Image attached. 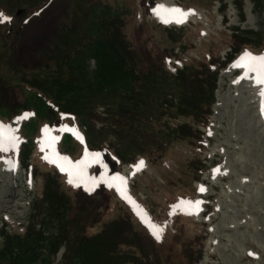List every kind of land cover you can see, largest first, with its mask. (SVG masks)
Wrapping results in <instances>:
<instances>
[{
  "label": "rangeland",
  "instance_id": "1",
  "mask_svg": "<svg viewBox=\"0 0 264 264\" xmlns=\"http://www.w3.org/2000/svg\"><path fill=\"white\" fill-rule=\"evenodd\" d=\"M46 1L0 0V12L12 17L10 25L15 24L10 31L9 23L0 20V120L19 109L27 111L34 104L36 113H40L22 114L27 117L29 134L37 129L36 143L24 154L28 155L26 166L23 154L18 155L19 145L26 140L20 134L25 136V132L19 134L17 125L10 129L18 138L17 146L0 150V264H78L76 241H64L55 249L54 235L65 228L70 233L73 226L82 223L83 215L77 217V211L89 208L90 194L105 184L102 163H97V171L91 164L85 169V183L78 184V200L66 195L69 175L59 173L55 163L44 157L55 159L53 153L57 152L71 162L80 160L87 149L86 137L74 117L62 122L58 119L56 125L46 122L44 103L29 85L51 81L65 49H76L61 37L62 27L72 23L73 8L79 5L87 11L94 7L99 11L102 2L112 5L121 17L123 30L131 34L142 59L154 50L159 53L166 49L178 51L179 68L185 62L209 64L213 59L218 67V62L235 55L233 37L254 45L241 48L235 61L217 71L214 82L203 78L208 85L202 91L198 84L191 86L199 96L209 95L214 89L209 124L197 126L202 141L173 142L153 160L145 157L143 166L134 167L138 163L129 162L120 165L119 172L125 173L131 184L120 192L133 204L130 211L135 220L124 223L125 238L118 242L112 224L128 214L118 205L102 218L94 210L93 219L100 224L86 235L92 236L104 227L108 230L103 235L105 241L82 244L83 254L93 264H264V126L257 111L262 85L254 87V73L235 66L246 51L264 55V0H53L31 17L30 13ZM157 4L192 10L188 15L193 19L164 23L152 11ZM18 10L22 12L18 14ZM21 23L23 26H19ZM172 38L179 42L172 43ZM79 60L89 73L95 70V59ZM174 63L165 61L172 70ZM168 99H172L169 103L177 102L176 96L169 95ZM96 114L100 119L94 121L95 128H102V105ZM163 121L171 131L183 123L193 125L191 118L182 115H167ZM63 130L73 132L70 141L48 147V137ZM108 139L112 140L111 136ZM108 139L103 144L109 145ZM87 151L102 153L99 149ZM202 163L207 169L198 176L195 169ZM56 185L68 204L63 199L56 205L58 210H53L50 202L41 203V199ZM201 186L204 191L199 190ZM188 201L201 203L189 207ZM149 224L162 228L161 239L155 238ZM113 241L117 242L115 249L109 248Z\"/></svg>",
  "mask_w": 264,
  "mask_h": 264
},
{
  "label": "trees",
  "instance_id": "2",
  "mask_svg": "<svg viewBox=\"0 0 264 264\" xmlns=\"http://www.w3.org/2000/svg\"><path fill=\"white\" fill-rule=\"evenodd\" d=\"M100 6L99 11L94 10L95 7L87 11L79 5L73 8L72 23L62 27L61 37L66 43L75 44L76 49L69 47L65 49L63 52L65 56L57 62L56 72L52 75L51 81L29 85L35 96L44 103L46 110L44 118L46 117V122L50 125H56L55 121L58 119L62 122L65 118L74 117L79 121L87 145L95 151L100 150L108 137L111 136L113 140L108 139L109 147L105 153L99 151L100 158L102 157V181L105 184L92 191L89 208L77 211V217L83 215L82 223L77 224V227L73 226L70 233L65 228L64 231H59L56 237L54 235L55 249L64 241H70L72 238L74 244L76 241V251L79 253L76 254L75 260L78 264H93L89 257L83 254L82 244H92L98 239L103 241V235L108 230L104 227L92 236L86 235L92 232L94 225L100 224L99 220L93 219L94 210L100 213L102 218L107 210H112L118 205L121 211L128 214L112 224L118 232V242L122 241V236L125 238L124 223L131 224L135 220L130 211L132 204L130 199L120 192L117 179H112L119 174L120 165L135 161L137 155L153 160L158 154H163L166 147L173 142L182 143V140L186 139L201 140L202 132L197 126L208 123L214 89L209 88V95L199 96L191 86L193 83L198 84L202 91L208 85L205 79L214 82L218 68L225 66L227 62H218L219 66L215 69L211 68L217 63L214 59L209 64L204 61L198 65L185 62L182 68H177L176 73H172L165 65V61L170 57L179 58L178 53L166 49L159 53L154 50L147 59H142L134 39L129 32L125 33L123 30V20L112 9V5L102 2ZM169 36L173 37L171 34ZM233 39L234 53H238L243 47L254 45L251 41L243 40L240 43L238 36ZM176 41L179 42L176 38L171 40L172 43ZM233 56L230 54L228 61ZM87 57L96 60L95 70L90 73L83 65L80 66L79 59L84 61ZM169 95L176 96L177 102L169 103L168 100H172L168 99ZM35 105L37 104L27 109L36 113ZM101 105L104 107L105 117L101 119L102 128H95L94 121L100 119L96 114L97 108ZM21 111L22 109H19L13 115H18ZM167 115L189 117L193 125L183 123L174 129L176 131H171L169 125L163 121ZM10 117L11 115L7 119ZM26 124L27 121L23 124L22 131L25 132L28 142L18 150V155L23 154L25 166L28 155L24 154L37 140V129L35 128L33 135H30V126ZM69 141L70 134H64L61 145ZM204 168L206 166L202 163L195 169L197 173L199 172L198 176ZM98 169L99 165L94 164V171ZM89 183H92L91 180ZM78 184L79 180H75L73 184L67 183L66 195L78 200ZM58 187V185L51 187L52 191L43 194L41 199V203L50 202L54 206V208L50 206L53 210H58L59 206L56 205L63 203V199L64 204H68V198ZM89 209L92 210L91 213ZM88 220L90 222H87ZM40 233L38 230L37 234ZM116 245L117 242L113 241L109 248L115 249Z\"/></svg>",
  "mask_w": 264,
  "mask_h": 264
},
{
  "label": "snow or ice",
  "instance_id": "3",
  "mask_svg": "<svg viewBox=\"0 0 264 264\" xmlns=\"http://www.w3.org/2000/svg\"><path fill=\"white\" fill-rule=\"evenodd\" d=\"M153 13L156 14L164 23H169L171 20H175L177 23H181L183 19L187 17L192 10L184 11L177 6H165L163 4H157L155 8L152 9ZM0 20L9 21L10 17L0 12ZM235 66H243L246 70H254L258 73L257 82L264 84V55L254 56L247 51L239 58V63ZM262 97V107L261 111L264 113V89L259 93ZM3 125H0V150L7 151L8 148H15L18 143V138L12 134V131H9L7 135L3 132ZM46 134L48 132L47 126L43 130ZM58 139L56 136L48 137V147H52L55 141ZM53 156L55 159L50 158L49 156H45L44 159L49 160L51 163H56L61 171L67 172L69 175L68 183L73 184L75 180H79L80 183H85V169L89 166V164L102 163L100 159V153H89L87 149H85L84 157L75 162H71L68 160V157L61 156L59 153L54 152ZM64 162V163H61ZM143 160L139 161L137 165L134 167L143 166ZM67 164V166H65ZM113 180L119 179L121 183L123 182V178L119 176L117 173ZM111 186V184L109 185ZM90 190V189H89ZM200 191H204L203 186L200 187ZM183 203V202H181ZM189 205H199L200 201H188ZM150 229L152 230V234L155 236L157 240L161 239L160 232L162 228L158 225L149 224Z\"/></svg>",
  "mask_w": 264,
  "mask_h": 264
},
{
  "label": "bare ground",
  "instance_id": "4",
  "mask_svg": "<svg viewBox=\"0 0 264 264\" xmlns=\"http://www.w3.org/2000/svg\"><path fill=\"white\" fill-rule=\"evenodd\" d=\"M163 5H165V4H163ZM165 6H168V5H165ZM171 6H177V5H175V4H171L170 5V7ZM155 16L157 17V18H159L156 14H155ZM190 19H193V17L191 16V15H187V17L185 18V19H183V21H187V20H190ZM175 21V20H174ZM253 72L255 73V78H256V82H257V76H258V73L256 72V71H254L253 70ZM260 83H258L257 82V84H254V87H256L257 85H259ZM123 179H124V182L125 183H127L128 182V180H129V178L124 174V177H123Z\"/></svg>",
  "mask_w": 264,
  "mask_h": 264
}]
</instances>
